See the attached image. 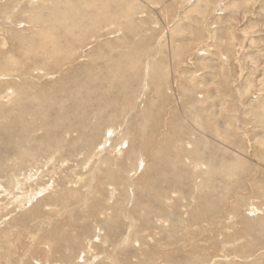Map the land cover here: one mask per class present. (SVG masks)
Segmentation results:
<instances>
[{"label": "rangeland", "instance_id": "374dc122", "mask_svg": "<svg viewBox=\"0 0 264 264\" xmlns=\"http://www.w3.org/2000/svg\"><path fill=\"white\" fill-rule=\"evenodd\" d=\"M0 264H264V0H0Z\"/></svg>", "mask_w": 264, "mask_h": 264}, {"label": "bare ground", "instance_id": "6f19581e", "mask_svg": "<svg viewBox=\"0 0 264 264\" xmlns=\"http://www.w3.org/2000/svg\"><path fill=\"white\" fill-rule=\"evenodd\" d=\"M30 54H32V53H30ZM31 56V55H30ZM34 56V55H33ZM25 69H26V67H25ZM113 77V76H112ZM112 80V79H111ZM107 82V81H106ZM114 83V82H113ZM28 87V86H27ZM30 88V87H29ZM27 90H29V89H27ZM27 90H24V91H21V93L23 94V95H25L26 97H28V92H27ZM45 93L43 92V93H40L39 95H37V97H35V98H37L38 99V103H34V104H32V108L34 109V113H36V115H39L41 112H43V109L44 108H49V106L51 107V109H52V107H53V104H51L50 102H47L46 100H45V102H44V99H45V95H44ZM49 99V98H48ZM71 99V98H70ZM32 101H34L35 102V100H32ZM32 101H31V103H32ZM72 101V100H71ZM69 103H71V102H69ZM73 104V103H72ZM75 104V103H74ZM70 105V104H69ZM31 106V105H30ZM74 107H75V105H74ZM74 107H72L71 109H73ZM28 108H29V106H28ZM64 114V111H63V109H62V113H61V115H63ZM33 116V115H32ZM34 117V116H33ZM21 126V125H20ZM23 126V125H22ZM24 128V127H23ZM25 129H23V131H24ZM17 134V133H16ZM112 136V135H111ZM105 148V147H104ZM100 156V155H99ZM141 166V165H140ZM203 167V166H202ZM32 196V195H31ZM35 196V195H34ZM37 196V195H36ZM31 199V198H30ZM28 200V199H27ZM33 200V199H32ZM35 201V200H34Z\"/></svg>", "mask_w": 264, "mask_h": 264}]
</instances>
